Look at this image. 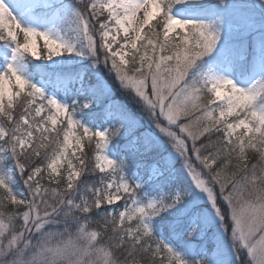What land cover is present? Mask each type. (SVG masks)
Listing matches in <instances>:
<instances>
[{
  "label": "snow or ice",
  "instance_id": "obj_1",
  "mask_svg": "<svg viewBox=\"0 0 264 264\" xmlns=\"http://www.w3.org/2000/svg\"><path fill=\"white\" fill-rule=\"evenodd\" d=\"M0 192V264H264V0H0Z\"/></svg>",
  "mask_w": 264,
  "mask_h": 264
},
{
  "label": "trees",
  "instance_id": "obj_2",
  "mask_svg": "<svg viewBox=\"0 0 264 264\" xmlns=\"http://www.w3.org/2000/svg\"><path fill=\"white\" fill-rule=\"evenodd\" d=\"M237 2H239V0H237ZM104 77H105L106 81L108 82V84L110 85V87L112 88V90L114 92V96L112 98L115 99V100H119L121 103L126 104L133 111L134 114L140 115V110L138 109L137 105L135 103H133V101L131 100L130 94L128 95L127 93L122 92L120 90L118 82H116L112 76H109L107 74L106 70H105V73H104ZM121 143H122V141H121ZM141 159H144V158H141ZM82 179L91 181L94 178L86 176V177H83ZM0 195H2V192H0ZM229 237H230V234H229L228 237H224L225 245L230 243V238ZM212 246H213L212 242L209 241L208 242V247L211 248ZM229 255H230V253H229Z\"/></svg>",
  "mask_w": 264,
  "mask_h": 264
},
{
  "label": "rangeland",
  "instance_id": "obj_3",
  "mask_svg": "<svg viewBox=\"0 0 264 264\" xmlns=\"http://www.w3.org/2000/svg\"><path fill=\"white\" fill-rule=\"evenodd\" d=\"M41 44H42V42H41ZM105 78V77H104ZM106 80V79H105ZM128 94V93H127ZM129 95V94H128ZM175 130V129H174ZM175 131H177L178 132V130H175ZM243 255V254H242Z\"/></svg>",
  "mask_w": 264,
  "mask_h": 264
}]
</instances>
